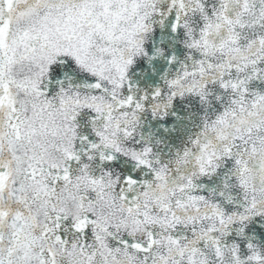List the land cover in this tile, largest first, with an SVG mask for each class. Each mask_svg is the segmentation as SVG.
I'll return each mask as SVG.
<instances>
[{
    "label": "snow or ice",
    "instance_id": "snow-or-ice-1",
    "mask_svg": "<svg viewBox=\"0 0 264 264\" xmlns=\"http://www.w3.org/2000/svg\"><path fill=\"white\" fill-rule=\"evenodd\" d=\"M0 264H264V0H0Z\"/></svg>",
    "mask_w": 264,
    "mask_h": 264
}]
</instances>
